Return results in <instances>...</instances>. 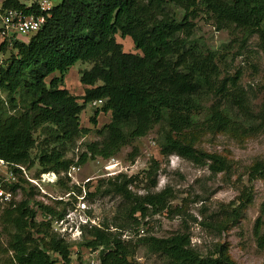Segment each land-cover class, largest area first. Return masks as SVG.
<instances>
[{
	"label": "trees",
	"instance_id": "1",
	"mask_svg": "<svg viewBox=\"0 0 264 264\" xmlns=\"http://www.w3.org/2000/svg\"><path fill=\"white\" fill-rule=\"evenodd\" d=\"M52 2L45 23L27 40L0 41V52L8 48L16 51L0 59L2 158L28 166L36 161L39 170L58 173L59 182L71 162L65 156V143L92 131L80 125V113L91 101L103 99L89 121L96 125L100 112H109L110 119L95 130L100 139L85 144L78 164L88 158L115 156L157 125L162 156L176 154L195 165H207L212 174L231 172L225 156L196 147L197 135H253L264 127V95L254 110L250 104L253 88L243 87L239 70L222 74L216 50L193 37V20L205 12L218 29L239 30L242 44L256 34L264 60V0ZM172 6L180 8V15ZM2 7L46 14L39 10L37 1L3 0ZM118 32L129 36L141 53L124 51L115 39ZM79 60L92 64L80 71L79 81L85 86L82 95L63 87L65 73ZM39 127L44 128L43 137L37 142V156L32 157L34 133ZM136 155L134 149L129 158L134 160ZM158 168L159 161L152 159L144 171L147 186L143 194L131 188L137 175L106 177L107 186L102 191L98 186L95 192L119 195L125 203L124 220L115 222L114 230L107 222L83 225L76 246L100 247L99 264H140L135 258L139 245L164 256L167 264H237L227 242H216L204 254L191 245V234L185 228L168 236H142L136 242L122 239V229L131 226L138 230L140 217L171 210L173 190L168 185L154 190ZM246 173L249 185L244 184L236 198L212 217L200 220L202 228L219 236L241 217L252 201V181L264 180V158L255 159ZM11 189L15 194L19 189L21 197L13 198L2 209L0 264H70L73 242L55 234L45 218L63 216L64 208L56 210L51 203L37 199V191L30 186L14 183ZM260 213L254 233L263 245L259 230L264 201Z\"/></svg>",
	"mask_w": 264,
	"mask_h": 264
},
{
	"label": "rangeland",
	"instance_id": "2",
	"mask_svg": "<svg viewBox=\"0 0 264 264\" xmlns=\"http://www.w3.org/2000/svg\"><path fill=\"white\" fill-rule=\"evenodd\" d=\"M19 1L30 4L37 0ZM1 2L2 0L0 4ZM171 10H175L180 15L179 7L172 6ZM193 22V37L216 50L219 65L223 70L222 74L231 75L239 70L240 83L243 87L253 88L254 94L250 104L254 110H257L264 95V60L258 46V36L254 34L245 44H242V34L239 30L218 29L212 18L205 12H200ZM28 38L29 36H24L22 39ZM115 39L122 44L124 51L141 53L129 36L123 37L118 32L115 34ZM12 52L16 51L8 48L4 53L0 52V59L8 58ZM91 65L88 61H77L65 73L63 87L70 88L73 94L78 93L76 89L81 84L80 71L90 68ZM54 74L59 75L58 72ZM94 109L95 107L88 103L80 113V125L92 131L85 136L77 137L72 142L65 143V156L71 161L69 166L78 164L77 160L81 152L85 150V144L99 140L100 137L95 130L108 122L109 114L100 112L97 116V124L90 123L89 118L93 115ZM42 130L44 128L39 127L34 133L36 145L31 150L32 157L38 154L37 142L43 137ZM158 134L159 127L156 125L146 135L134 139L130 145H125L114 157L123 167H126L127 174L138 176L136 182L131 184V188L139 194L146 191L147 181L144 178V171L150 166L152 159H157L159 168L154 190H160L166 185L173 190L175 197L170 202L171 210L140 217L138 230L131 226L122 229V239L136 242L142 236L151 234L160 237L168 236L185 228L191 234V245L201 253H207L216 242H227L229 253L237 264H264V244H259L254 233L255 220L261 214V204L264 201V180L252 181V201L236 223L219 236L215 235L212 229L202 228V225L198 223L204 217H212L220 210V207L234 200L244 184L249 185L247 167L255 159L264 158V127L253 135L245 136H233L220 132L196 134L197 148L218 153L230 160L231 172L222 171L217 174H212L207 165H195L176 154L162 156L159 152ZM134 149L137 150V155L132 160L129 155ZM103 164L104 160L99 157L88 158L84 163L78 164L80 170L73 178L67 175L62 176L57 185L48 188L54 196L73 191L71 195L65 197L62 203L50 198L48 200L46 197L44 199L54 205L56 210L64 208V211H67L74 208L79 201L76 195H84V202L88 208L87 214L98 224L109 223L114 230V223H122L124 220L125 203L119 195L95 192L98 186L101 187V191L107 186L106 177L103 176L105 171ZM101 179L104 180L100 181ZM35 196L41 200L39 192H36ZM20 197L18 192L17 198ZM5 206L6 204L0 203V216ZM261 218L263 223L259 233L264 239V215ZM80 240L81 238L76 241L68 240L73 242L70 264H77L78 261L88 264L91 259L86 248L76 246V242ZM2 241L6 242V236H2ZM53 256L57 257L55 254ZM135 258L140 264H167L164 256L150 253L142 245L138 246Z\"/></svg>",
	"mask_w": 264,
	"mask_h": 264
},
{
	"label": "built area",
	"instance_id": "3",
	"mask_svg": "<svg viewBox=\"0 0 264 264\" xmlns=\"http://www.w3.org/2000/svg\"><path fill=\"white\" fill-rule=\"evenodd\" d=\"M3 2V0H2ZM2 2L0 4V41L7 40L11 43L14 39H20L24 36H30L37 32L45 23L46 15H49V11L53 7L52 0H37V5L40 11L46 14L35 15L33 13L27 14L22 9L17 8H3ZM103 99H96L89 104L95 108L100 107L103 104ZM95 110V109H94ZM103 168L105 169L103 176H115L120 173H126V167L122 166L121 162L114 156L104 160ZM80 170V165L72 164L68 167L66 172H62L61 175H67L73 178L74 175ZM59 174L46 170L41 171L38 169L37 162L30 166L8 161L0 156V203L7 204L13 198L18 197L19 189L16 194L11 189V185L14 183L24 184L32 187L35 191L40 193L41 199L48 203L49 200H64L65 197L71 195L72 192H68L64 195L54 196L48 188L55 186L58 183ZM84 195H76L79 200L74 208L67 209L61 217H45L50 220L52 231L58 236L71 241H76L82 237V226L87 225H99L91 216L87 214V205L84 202ZM38 219H41L40 214ZM142 231V229H139ZM88 254L91 259L88 264H99V251L100 247L88 248ZM106 249L105 251H108Z\"/></svg>",
	"mask_w": 264,
	"mask_h": 264
},
{
	"label": "crops",
	"instance_id": "4",
	"mask_svg": "<svg viewBox=\"0 0 264 264\" xmlns=\"http://www.w3.org/2000/svg\"><path fill=\"white\" fill-rule=\"evenodd\" d=\"M84 85H82V84H79L78 85V89H76V90H78L79 92L78 93H76L77 95H82L83 94V90H84ZM70 92H72L71 91V89L70 88H68V87H66ZM105 114V113H104ZM106 114H109V118H108V121H109V119H110V113L109 112H106ZM107 123V122H106Z\"/></svg>",
	"mask_w": 264,
	"mask_h": 264
}]
</instances>
